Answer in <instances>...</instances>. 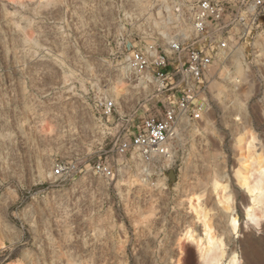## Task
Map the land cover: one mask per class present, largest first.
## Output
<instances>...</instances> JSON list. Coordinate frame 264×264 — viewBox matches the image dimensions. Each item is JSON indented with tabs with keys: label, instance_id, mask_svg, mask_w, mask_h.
Returning a JSON list of instances; mask_svg holds the SVG:
<instances>
[{
	"label": "rangeland",
	"instance_id": "374dc122",
	"mask_svg": "<svg viewBox=\"0 0 264 264\" xmlns=\"http://www.w3.org/2000/svg\"><path fill=\"white\" fill-rule=\"evenodd\" d=\"M156 2L0 0V264H199L194 191H205L214 213L222 264L234 252L240 264H264V217L257 230L245 223V191L232 182L236 235L208 192L214 177L231 174L242 129H254L264 149V23L212 70L206 105L183 117L172 159L122 164L109 151L117 112L159 106L158 96L131 92L106 120L95 107L121 79L125 42L165 44ZM46 120L58 128L48 135ZM105 159H118L112 178L93 173ZM59 160L77 162L80 174L53 175Z\"/></svg>",
	"mask_w": 264,
	"mask_h": 264
},
{
	"label": "built area",
	"instance_id": "2783aa9c",
	"mask_svg": "<svg viewBox=\"0 0 264 264\" xmlns=\"http://www.w3.org/2000/svg\"><path fill=\"white\" fill-rule=\"evenodd\" d=\"M155 7L163 23L158 34L165 44L138 38L125 42L121 79L131 86L120 101L131 92L147 98L158 96L155 106L161 110L158 106L148 113L139 101L134 107L127 103L128 113H116L118 103L111 88L95 105L101 120L116 113L117 130L109 132V151L123 158L122 164L124 160L150 165L172 159L183 117L206 105L201 96L214 76L212 70L221 60L231 58L239 41L255 34L264 23V0H157ZM114 163L118 165V159ZM115 165L100 160L92 170L112 178ZM80 172L77 162L63 160L52 171L65 180Z\"/></svg>",
	"mask_w": 264,
	"mask_h": 264
},
{
	"label": "bare ground",
	"instance_id": "6f19581e",
	"mask_svg": "<svg viewBox=\"0 0 264 264\" xmlns=\"http://www.w3.org/2000/svg\"><path fill=\"white\" fill-rule=\"evenodd\" d=\"M42 1V0H41ZM130 83L124 80L116 82L112 91L116 100L126 95ZM239 124L241 118L235 117ZM42 123L41 131L46 135L56 130L57 125ZM58 129V128H57ZM69 132L70 129H67ZM67 134V133H66ZM258 135L252 128H244L234 139V147L237 151V161L227 178L214 177L208 192L213 195L216 207L227 216V225L233 235L239 232V219L236 214V199L234 185L245 191L247 203L245 206V223L257 230L260 220L264 217V149L258 147ZM233 182V183H232ZM205 191H194L187 197V204L195 223L200 227L202 239L197 241L199 264H222L226 249L221 235L217 234L213 227V211L205 202ZM186 239H194L193 230L184 232ZM6 245L3 237H0V249ZM9 264H22L21 260ZM177 264H180L179 261ZM228 264H240L237 253H232Z\"/></svg>",
	"mask_w": 264,
	"mask_h": 264
}]
</instances>
